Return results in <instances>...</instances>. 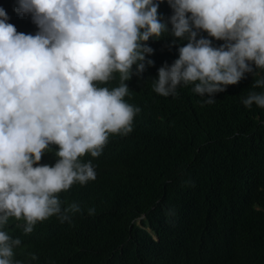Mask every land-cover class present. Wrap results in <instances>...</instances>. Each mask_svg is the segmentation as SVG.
<instances>
[{
    "label": "clouds",
    "instance_id": "clouds-1",
    "mask_svg": "<svg viewBox=\"0 0 264 264\" xmlns=\"http://www.w3.org/2000/svg\"><path fill=\"white\" fill-rule=\"evenodd\" d=\"M164 2L17 0L14 10L31 15L35 35L18 32L0 7V264H22L13 260L21 240L4 230L10 218L23 220L29 234L37 222L56 216L70 223L83 211L76 202L62 208L58 194L96 180L95 167L81 157H99L110 135L133 131L141 109L125 101L124 82L154 66L150 39L167 33L172 46L188 41L153 79L163 97L194 84L192 91L213 104L249 74L258 77L252 87L264 89V0H166L173 10L167 20L158 14ZM201 32L224 43L214 46ZM115 73L118 87L98 86ZM242 103L264 109V92H250ZM50 145L58 146V160L42 165Z\"/></svg>",
    "mask_w": 264,
    "mask_h": 264
},
{
    "label": "trees",
    "instance_id": "trees-1",
    "mask_svg": "<svg viewBox=\"0 0 264 264\" xmlns=\"http://www.w3.org/2000/svg\"><path fill=\"white\" fill-rule=\"evenodd\" d=\"M0 7L13 15L9 23L18 32L36 34L31 15L14 10L17 0H0ZM158 14L164 20L173 14L166 0ZM164 37L147 42L154 66L124 82L125 101L141 109L133 131L110 135L99 157H81L95 167L96 180L58 194L62 208L76 202L83 211L70 223L56 216L37 222L29 234L23 220L10 218L4 230L21 240L14 262L264 264V109L242 103L264 89L253 88L258 77L249 74L216 94L213 104L192 91L194 84L178 86L176 96L157 94L158 69L178 59L188 42L172 46L173 38ZM210 39L217 47L224 43ZM120 84L115 73L98 86ZM50 149L40 164L55 165L59 148Z\"/></svg>",
    "mask_w": 264,
    "mask_h": 264
}]
</instances>
